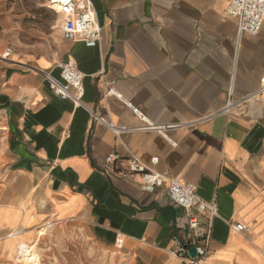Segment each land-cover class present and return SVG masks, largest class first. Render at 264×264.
Masks as SVG:
<instances>
[{
    "label": "crops",
    "instance_id": "crops-1",
    "mask_svg": "<svg viewBox=\"0 0 264 264\" xmlns=\"http://www.w3.org/2000/svg\"><path fill=\"white\" fill-rule=\"evenodd\" d=\"M47 1L0 0V55L12 51L0 59V253L9 258L16 238L45 223L71 221L141 264H186L173 255L190 241L185 212L163 189L141 191L139 177L103 172L108 155L133 154L215 203L203 264H264L263 109L253 100L221 112L260 87L264 23L240 36L225 0H91L101 37L87 48L62 38ZM67 60L83 76L80 106L41 75L58 78ZM111 82L149 122L180 126L116 138L97 119L125 129L140 120L103 98Z\"/></svg>",
    "mask_w": 264,
    "mask_h": 264
},
{
    "label": "built area",
    "instance_id": "built-area-1",
    "mask_svg": "<svg viewBox=\"0 0 264 264\" xmlns=\"http://www.w3.org/2000/svg\"><path fill=\"white\" fill-rule=\"evenodd\" d=\"M226 17L236 21L238 34L256 35L264 23V0H225ZM58 8V12L53 7ZM46 8L56 13L61 18V33L65 41L79 42L87 48L98 46L101 29L98 24L97 15L91 0H48ZM12 51L7 48L0 55V59L6 61L10 58ZM59 70L58 78L51 74L42 73L43 79L49 84L54 94L62 100H69L75 105H82L81 99L84 94L82 85L83 76L76 65L67 60L56 64ZM115 83H104L103 98L107 96L117 97L134 115L140 120V125L132 129L115 127L111 122L97 119L116 138L130 132H156L165 134L180 125H154L149 122L137 109L118 95L114 87ZM264 77L260 81L257 92L238 101L228 100L224 109V115L234 111H240L249 101L260 102L264 113ZM260 97V98H259ZM257 98V99H256ZM126 168L124 170L123 168ZM104 173L114 172L122 179L139 177L140 190L153 193L158 189L165 190L167 199L175 206L185 212L187 229L190 233V241L186 245H179L175 257L181 258L186 264H203L208 257L212 234L213 219L217 216L215 203L207 204L196 194V188L191 184H183L176 179L166 177L156 172L151 166L145 164L136 155L130 154L127 159H121L115 154L106 157ZM234 232L246 231L243 227L235 225ZM194 248L195 258H190L188 250Z\"/></svg>",
    "mask_w": 264,
    "mask_h": 264
},
{
    "label": "rangeland",
    "instance_id": "rangeland-1",
    "mask_svg": "<svg viewBox=\"0 0 264 264\" xmlns=\"http://www.w3.org/2000/svg\"><path fill=\"white\" fill-rule=\"evenodd\" d=\"M39 228L45 229V235H37ZM39 228L28 231L29 236L17 238L34 247L39 255L36 264H141L123 246L103 243L81 223L48 222ZM17 243L9 251V258L0 253V264H12Z\"/></svg>",
    "mask_w": 264,
    "mask_h": 264
},
{
    "label": "bare ground",
    "instance_id": "bare-ground-1",
    "mask_svg": "<svg viewBox=\"0 0 264 264\" xmlns=\"http://www.w3.org/2000/svg\"><path fill=\"white\" fill-rule=\"evenodd\" d=\"M54 11L58 12L57 7H53ZM38 236L45 235V229L41 228L37 232ZM20 236V234L16 233V231L12 234L13 238ZM22 238V237H21ZM24 239V238H23ZM17 240V238H16ZM17 246L15 247L14 256L12 259V264H36L38 263V256L35 254L34 247L28 245L25 240L22 242L17 241ZM31 244V243H30ZM33 245V244H32ZM38 253V252H37Z\"/></svg>",
    "mask_w": 264,
    "mask_h": 264
},
{
    "label": "water",
    "instance_id": "water-1",
    "mask_svg": "<svg viewBox=\"0 0 264 264\" xmlns=\"http://www.w3.org/2000/svg\"><path fill=\"white\" fill-rule=\"evenodd\" d=\"M257 103H259V102H257ZM188 255H189L190 258H195L196 257L195 249L194 248H190L188 250Z\"/></svg>",
    "mask_w": 264,
    "mask_h": 264
}]
</instances>
